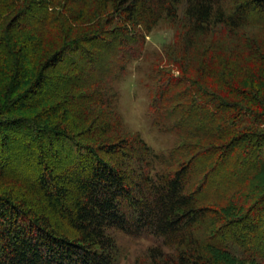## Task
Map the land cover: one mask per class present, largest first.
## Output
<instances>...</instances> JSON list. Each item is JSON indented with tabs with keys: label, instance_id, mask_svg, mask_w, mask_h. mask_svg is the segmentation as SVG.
<instances>
[{
	"label": "trees",
	"instance_id": "16d2710c",
	"mask_svg": "<svg viewBox=\"0 0 264 264\" xmlns=\"http://www.w3.org/2000/svg\"><path fill=\"white\" fill-rule=\"evenodd\" d=\"M160 21L167 154L116 110ZM118 234L154 239L136 264H264V0H0V264H117Z\"/></svg>",
	"mask_w": 264,
	"mask_h": 264
},
{
	"label": "rangeland",
	"instance_id": "374dc122",
	"mask_svg": "<svg viewBox=\"0 0 264 264\" xmlns=\"http://www.w3.org/2000/svg\"><path fill=\"white\" fill-rule=\"evenodd\" d=\"M174 27L168 21H160L146 36L144 53L127 65V72L118 87L116 110L125 133H138L156 153H169L179 142L171 133L157 129L148 115L147 74L149 63L166 44L173 41ZM98 65H105L99 62ZM118 246L117 264H136L142 260L149 246L155 243L150 237L115 236ZM222 264H249L222 257Z\"/></svg>",
	"mask_w": 264,
	"mask_h": 264
}]
</instances>
